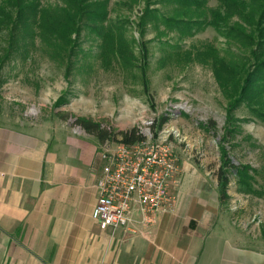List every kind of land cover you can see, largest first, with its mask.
Returning <instances> with one entry per match:
<instances>
[{
  "label": "rangeland",
  "instance_id": "374dc122",
  "mask_svg": "<svg viewBox=\"0 0 264 264\" xmlns=\"http://www.w3.org/2000/svg\"><path fill=\"white\" fill-rule=\"evenodd\" d=\"M223 1L84 0L87 8L99 3L104 18L85 20L57 48L43 42L39 16L28 31L0 25V124L74 127L85 118L115 134L137 127L164 139L180 180L199 173L213 185L222 168L228 172L224 213L249 246L264 247V100L230 111L233 99L215 71L218 65L227 75L228 68L242 85L264 60V31ZM62 6L39 0L38 15ZM228 159L237 169L226 168Z\"/></svg>",
  "mask_w": 264,
  "mask_h": 264
},
{
  "label": "crops",
  "instance_id": "0c3cea01",
  "mask_svg": "<svg viewBox=\"0 0 264 264\" xmlns=\"http://www.w3.org/2000/svg\"><path fill=\"white\" fill-rule=\"evenodd\" d=\"M0 124V264H264L224 213L218 182L184 175L153 223L93 219L98 138L62 121Z\"/></svg>",
  "mask_w": 264,
  "mask_h": 264
},
{
  "label": "built area",
  "instance_id": "2783aa9c",
  "mask_svg": "<svg viewBox=\"0 0 264 264\" xmlns=\"http://www.w3.org/2000/svg\"><path fill=\"white\" fill-rule=\"evenodd\" d=\"M101 158L104 166L93 219L102 230L132 229L137 216L141 225L151 224L172 207L181 170L174 147L166 140L105 145Z\"/></svg>",
  "mask_w": 264,
  "mask_h": 264
},
{
  "label": "trees",
  "instance_id": "16d2710c",
  "mask_svg": "<svg viewBox=\"0 0 264 264\" xmlns=\"http://www.w3.org/2000/svg\"><path fill=\"white\" fill-rule=\"evenodd\" d=\"M83 1L64 0L65 7H58L55 12H50L47 16L45 11L41 15H38L39 0H2L0 5V25H12L15 27L16 24H19L21 31H28L39 16V22L38 20L37 22L43 42L52 48L68 46L72 42L71 36L79 32L81 24L85 20L102 21L105 16V14L102 15L99 12L101 9L99 3H95L93 7L90 6L87 8L83 4ZM254 1L256 4L254 7L246 6L245 0H224L223 2L228 12L229 10L235 11L237 16L242 19V22L250 27H263L264 31V0ZM15 13L17 14L18 20H14ZM238 27L243 35L248 36L243 31L245 28L242 26ZM235 32L238 33V31ZM215 71L225 92L233 99L230 104V111L235 110L245 101L251 102L255 98L264 100V75L259 76L260 73L264 72V60L256 65L255 71L246 76L242 85L241 82L238 83V80H230L231 71H228V68L226 70L227 75L223 74L222 68L218 65L215 66ZM256 75L259 77L255 80L254 76ZM75 125L80 126L85 132L96 136L101 143L113 141L131 145L146 139L137 127L115 134L111 129L103 127L100 123L90 119L78 118L75 121ZM225 165L226 168L237 169L229 159L225 162ZM227 173L222 168L218 174V187L222 199L227 196V186L229 184Z\"/></svg>",
  "mask_w": 264,
  "mask_h": 264
}]
</instances>
